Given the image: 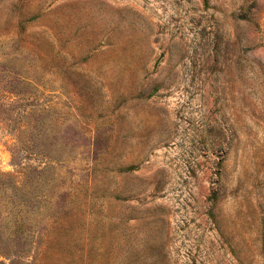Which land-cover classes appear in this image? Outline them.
<instances>
[{
    "label": "rangeland",
    "instance_id": "1",
    "mask_svg": "<svg viewBox=\"0 0 264 264\" xmlns=\"http://www.w3.org/2000/svg\"><path fill=\"white\" fill-rule=\"evenodd\" d=\"M0 264H264V0H0Z\"/></svg>",
    "mask_w": 264,
    "mask_h": 264
}]
</instances>
